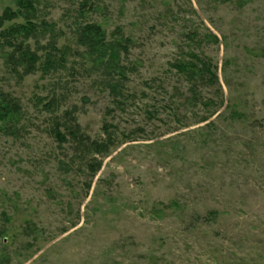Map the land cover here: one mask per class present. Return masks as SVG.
I'll return each instance as SVG.
<instances>
[{
	"label": "rangeland",
	"instance_id": "374dc122",
	"mask_svg": "<svg viewBox=\"0 0 264 264\" xmlns=\"http://www.w3.org/2000/svg\"><path fill=\"white\" fill-rule=\"evenodd\" d=\"M32 2L31 74L2 36L25 19L0 26L22 108L0 122V264H264V0ZM89 24L124 75L89 58ZM196 57L218 80L175 68Z\"/></svg>",
	"mask_w": 264,
	"mask_h": 264
},
{
	"label": "trees",
	"instance_id": "16d2710c",
	"mask_svg": "<svg viewBox=\"0 0 264 264\" xmlns=\"http://www.w3.org/2000/svg\"><path fill=\"white\" fill-rule=\"evenodd\" d=\"M16 6L18 7L17 12H12L7 9L3 15L0 17V26L4 22H11L13 19L18 17H23L25 19L24 24L16 25L5 30L2 34L5 43L11 47L17 48L21 56L18 57V65L25 68L26 74H31L35 70V65L39 61V57L36 53L28 50L22 43H18V38L29 39L31 36L37 34V25L31 21L30 14L35 10L32 0H14ZM80 44L86 48L87 55L94 61V63L99 62L100 64H105V67L113 72H118L123 74L121 61H120V51L127 50L125 45L121 43L120 40L109 41L107 39L106 32L101 26L96 24H89L82 28L80 34ZM52 51L60 53L59 62L62 63L65 58V52L57 48H53ZM53 53L47 55L44 62V72L48 73L56 67L57 61L53 56ZM14 57V56H12ZM98 63V64H99ZM175 68L178 72L190 75L194 80L210 81L218 80L216 74L213 73L211 69V64L208 62L201 61L197 57L195 61L189 63L176 64ZM113 87H117L114 85ZM117 93V92H115ZM22 108L13 98L6 95H0V122L8 121L12 125L18 121V117L21 115ZM78 132L72 131L70 134L74 139L80 141L81 135ZM54 135L59 139V141H64V135L59 132V130L54 129ZM83 142H85L83 140ZM93 145V144H92ZM97 151L103 150L102 146L99 144H94Z\"/></svg>",
	"mask_w": 264,
	"mask_h": 264
}]
</instances>
